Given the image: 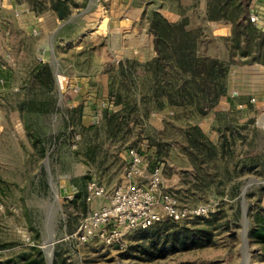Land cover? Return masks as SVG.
I'll return each instance as SVG.
<instances>
[{"label": "rangeland", "instance_id": "1", "mask_svg": "<svg viewBox=\"0 0 264 264\" xmlns=\"http://www.w3.org/2000/svg\"><path fill=\"white\" fill-rule=\"evenodd\" d=\"M56 1L0 0V264H49L50 253L53 264H264V102L254 93L264 73L243 56L244 35L237 45L232 34L237 61L203 80L193 72L201 48L227 40L182 49L152 34L167 9L196 24L200 1L67 0V18ZM162 56L184 75L158 66ZM40 64L52 67L51 88L33 76ZM131 149L146 173L161 166L179 208L208 215L81 242L73 234L107 202L87 199L88 182L109 193L123 184Z\"/></svg>", "mask_w": 264, "mask_h": 264}, {"label": "built area", "instance_id": "2", "mask_svg": "<svg viewBox=\"0 0 264 264\" xmlns=\"http://www.w3.org/2000/svg\"><path fill=\"white\" fill-rule=\"evenodd\" d=\"M250 20L258 27L264 25V14L254 11ZM130 166L127 180L112 192L96 180L87 185V199L95 201L107 198L99 208L91 209L73 237L87 242L99 237L108 243H115L135 229L150 228L162 219L182 221L190 216L208 215L206 208L181 209L176 199L162 190V168L155 166L150 173L144 170L142 154L130 150Z\"/></svg>", "mask_w": 264, "mask_h": 264}, {"label": "trees", "instance_id": "3", "mask_svg": "<svg viewBox=\"0 0 264 264\" xmlns=\"http://www.w3.org/2000/svg\"><path fill=\"white\" fill-rule=\"evenodd\" d=\"M246 7H248V0H217L212 2V7L209 10V15L212 18L223 16L228 17L234 21L233 37L237 42V45L241 43L242 35H244L246 40V45L243 46L241 51L243 54L247 52V47L250 48L249 51H251L252 48L256 46L257 52H259L264 46V31L258 28L253 22L249 20L250 17L248 18ZM55 8L58 11V14H60L61 18H67L70 15V9L67 5V0H57L55 2ZM240 8L244 10L243 15L241 17H235L233 11H236ZM156 31L157 35L161 39L177 46L184 43L188 38L195 36L196 34L195 32L186 31L183 24H171L165 21H160L157 24ZM234 55L235 54L232 53L230 62L237 61L236 58H234ZM259 55L260 54L254 56V59H259ZM175 61L176 60L164 56L158 57L156 59V62L159 63L158 66L160 65L164 67L166 71L168 69H172L174 74H180V76L182 74L184 75L183 71L178 67ZM223 64L224 63L222 61L217 59L200 57L197 59V62L193 66V72L194 74L199 75L203 80H209L211 78H214L213 76L216 71L221 72L224 70L222 67ZM216 66H218L219 68H216ZM33 76L36 78L43 77V82H45L46 86L49 88L54 85V73L52 72V67L49 64H40L39 67L35 69ZM186 85L187 82H184L182 88L177 90L178 96L182 97L185 94V91L187 89ZM168 94L171 102H173L175 96L171 93ZM143 100H145V98H143ZM158 105L159 107H163L164 103L158 102ZM136 112L138 116L139 113L138 111ZM255 234H257L264 240V217L259 220L258 229L257 231H255Z\"/></svg>", "mask_w": 264, "mask_h": 264}, {"label": "crops", "instance_id": "4", "mask_svg": "<svg viewBox=\"0 0 264 264\" xmlns=\"http://www.w3.org/2000/svg\"><path fill=\"white\" fill-rule=\"evenodd\" d=\"M179 1L183 2L184 0H179ZM199 1L201 2L200 3L201 8H200V14L199 12H196L198 14V15L196 14V16L197 17L199 16L198 17L199 19L197 18L196 20V24H193L192 15L188 13H184V12L179 13L173 10L171 11L169 9L166 10L167 13H162L164 17L162 20H159L158 22L165 21L171 24H183L186 31L197 33L195 36L188 38L184 43L179 45V47L182 49L187 48L188 46L190 47L193 44L197 46L196 48H199L198 46L201 47L200 42L202 43V41L206 39L215 40V41L222 40V39L227 40L228 43L226 44V47L223 50L214 48L212 52H210L209 48L208 47L204 48V46L201 48L204 51L200 52V50L197 49L198 52H200L197 59L200 57H207V58L217 59L220 61H226V62L230 61V59L232 58L231 41H232V34L234 30V21L228 17H223V16L218 17V18L210 17L209 10L212 7V2L210 0H197L196 2L197 5L199 4ZM263 3H264V0H248V7H246V12H248V18L250 17V14L254 12L256 9L261 11L264 14V11H263L264 4ZM259 7L263 10H260ZM140 12L142 14L143 10H141ZM258 28L264 31V25L263 27H258ZM212 30L214 32V35H212ZM218 30L219 31L225 30V32L217 33ZM152 32H153L152 34L154 35V37L159 39V36L156 35L157 34L156 27L154 28ZM170 45H173V44L170 43ZM144 46H147L145 45V41H144ZM174 46H177V45H173L171 46V48ZM258 54H260L259 55L260 59L251 60L249 63L250 65L255 66V68L260 67L259 69H261V72L264 73V46L259 52L249 51V52H246L243 56L245 58H254V56H257ZM152 56L155 57L156 56L155 53ZM257 75L258 76H256V79L257 78L260 79V77L262 76V74H260V76L259 74ZM254 93H256L257 95L256 99H258L259 103L264 102V83L260 85L259 89H256V90L254 89Z\"/></svg>", "mask_w": 264, "mask_h": 264}, {"label": "water", "instance_id": "5", "mask_svg": "<svg viewBox=\"0 0 264 264\" xmlns=\"http://www.w3.org/2000/svg\"><path fill=\"white\" fill-rule=\"evenodd\" d=\"M246 190H247V187H246L245 190H244V195H245ZM245 214H246V212H245ZM246 222H248L247 217H246ZM50 244H52V243H49V245H50ZM49 256H50V262H49V264H53V258H52L53 255H52V253H50Z\"/></svg>", "mask_w": 264, "mask_h": 264}, {"label": "bare ground", "instance_id": "6", "mask_svg": "<svg viewBox=\"0 0 264 264\" xmlns=\"http://www.w3.org/2000/svg\"><path fill=\"white\" fill-rule=\"evenodd\" d=\"M49 247H51V245H49Z\"/></svg>", "mask_w": 264, "mask_h": 264}]
</instances>
